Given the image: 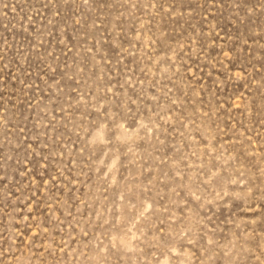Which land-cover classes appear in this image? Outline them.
I'll list each match as a JSON object with an SVG mask.
<instances>
[{
  "label": "rangeland",
  "instance_id": "rangeland-1",
  "mask_svg": "<svg viewBox=\"0 0 264 264\" xmlns=\"http://www.w3.org/2000/svg\"><path fill=\"white\" fill-rule=\"evenodd\" d=\"M0 264H264V0H0Z\"/></svg>",
  "mask_w": 264,
  "mask_h": 264
}]
</instances>
